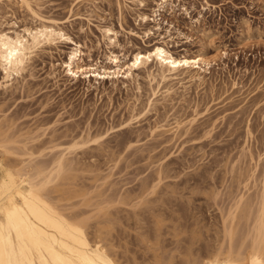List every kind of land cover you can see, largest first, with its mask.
Segmentation results:
<instances>
[{"label":"rangeland","instance_id":"1","mask_svg":"<svg viewBox=\"0 0 264 264\" xmlns=\"http://www.w3.org/2000/svg\"><path fill=\"white\" fill-rule=\"evenodd\" d=\"M29 1L38 15L61 23L58 26L63 32L81 45L83 61L93 67L96 63L99 67L108 66L104 56L109 52L119 55L120 49L106 47V39L102 36L105 27L113 29L118 44L130 51L144 49L143 41L135 34L142 35L151 28L154 33L151 42L166 37L164 41L175 55L194 56L205 47V56L208 59L215 57V62L209 74L205 75L202 86L168 82L159 85L160 92L154 98L151 90L155 83H148L143 70L134 72L138 74L135 82L120 78L111 84L110 79L99 77H96L99 82H95V77H91L89 83L83 77L75 82L68 81L61 64L66 61L73 46L62 43L44 45L35 52L22 78L13 82V95L10 91L4 92L0 86V120L3 117L12 121L7 135L15 139L19 147L30 139L25 149L12 152L20 155L30 151L37 155L43 150L35 161H49L52 155L56 156L71 142L94 133L106 134L102 144L91 146L89 143L86 148L83 146V149L68 155L72 163L77 162V165L74 163L77 169L62 174L51 187L59 184L56 185L59 188L57 196L64 199L59 205L64 207L67 204L66 209H71L68 210L71 214L77 208L79 212L76 216L90 219H87L89 232L98 223L104 228L100 229L101 237L104 236L102 238L107 245H112L110 253L114 254L119 264H146L155 256L165 262L172 258L177 263L185 262L191 256L196 260L202 259L216 250L220 243L224 252L231 243L229 246L232 245L230 250L233 255L236 250L244 252L246 245L248 249L256 234L254 225L257 224L261 197H264L261 189L264 181V0H168L164 10L158 13L157 21L145 26L136 20L138 8L132 0ZM117 1L121 3L123 21L119 18ZM144 4L145 8L140 11L151 17V12L156 9L154 1L144 0ZM12 23L16 25L13 27ZM37 25L38 22L31 18L18 0H0V31H19L24 26ZM152 25H156L155 28ZM158 27L159 30L156 29ZM222 52L225 54L222 55ZM2 76L0 71V85ZM137 86L141 93L137 92ZM167 88L171 99L161 96ZM137 98L138 105L135 103ZM149 100L155 101V109L141 116L138 123L132 120L135 124L130 122V127L123 132L116 131L118 125L137 114L138 109L134 105L141 108ZM165 112L168 119L160 122ZM175 113L183 120L179 129L183 128L180 131L185 132L184 135L181 138L175 136L177 139L170 134L164 135L163 140L165 137L171 140L162 145H166V152L160 153L161 146L153 152L154 155H150L160 160L158 165L165 166L163 172L167 178L163 173L164 177L152 196L138 197V188L142 183H155L156 168L142 171L141 166L126 169L122 164L113 169L108 164V168L109 153H120L126 157L128 152L133 151L127 161L145 156V150L158 139L153 138V126L165 125L166 121L172 123ZM195 114H199L196 116L198 120L189 124V119ZM111 127L114 128L112 131ZM195 130L201 131L200 134L210 131V136H218L215 140L213 136L209 137L210 142L205 139L185 144L183 140L193 136ZM128 136L132 137V142H139L130 141L132 148L124 151V140ZM158 140L162 139L159 137ZM186 147L187 150H184ZM54 150L58 151L57 154ZM9 158L20 160L26 157L14 155ZM87 168L90 170L86 172L84 169ZM71 174H76V177L70 176L69 179L67 176ZM124 194L136 195L132 205L139 202L137 199L145 205L140 206L139 202L140 207L133 210L131 203L126 205L122 201ZM83 201L85 205H82ZM151 201L154 202L146 205ZM238 201L241 210L234 208ZM71 205L77 207L73 210ZM155 209L164 220L158 238L153 230L152 218L146 212L149 211L150 215V211L159 213ZM231 211L237 214V221H234V235L230 242L224 236L223 222ZM131 213L140 217L141 230L134 229V220H130L134 215ZM176 224L179 226L173 228ZM136 229L140 232L137 233ZM193 235L198 237L194 241Z\"/></svg>","mask_w":264,"mask_h":264},{"label":"bare ground","instance_id":"2","mask_svg":"<svg viewBox=\"0 0 264 264\" xmlns=\"http://www.w3.org/2000/svg\"><path fill=\"white\" fill-rule=\"evenodd\" d=\"M153 1H154V5L156 6V9H154L151 12L152 16L150 17L149 15L140 11L142 10V8H145L144 0H132L136 8H138V11L136 12L137 14L136 20L138 21V23L143 24L144 26L148 24L149 22L154 24V22L157 21V17L160 15V14L158 15V13L164 10L165 6L167 5L168 0H153ZM18 2L26 9L27 13L31 16V18L34 19V21L38 22V25L35 27L24 26L19 31L10 30V29L8 31L6 30L0 31V71L3 74L2 76L3 82L1 83L0 86L4 92L6 91L7 93L8 91H10L11 95L14 94V90L13 91L11 90V89H14L13 88L14 86H12L13 82L17 78H20V79L22 78L21 77L22 73L30 66V62L32 60V57L35 55V52L37 50L39 51V49L44 45L51 46V45H56V43H62L65 45L73 46V48L67 54L66 61L62 62V64L60 63L62 68H64L63 71L65 72L66 74L65 76H67L68 81L75 82L83 77V79H87L86 81H88L89 83L91 77H95V82H99V80L96 78V77H99L102 79H110V81L112 82L111 84H113L120 78L127 80V82H135L138 74H134V72L143 70L145 71L144 72L145 78L147 79L148 83L150 85L155 83V86H153V90H151L152 91L151 96L154 98H155V95H157V93L159 94L160 92L159 89L161 88H159V85H165L168 82L170 83V82L175 81L176 83H179V84H189V85L196 84L197 87L202 86L204 84L205 75L209 74V69L211 65H213L215 62V57H213L212 59L210 58L208 59L205 56V47H202L200 51L194 56H189L187 54L175 55L169 50L170 48H168L169 46L167 45L166 40L164 41V38L166 37H162L159 41L151 42L150 38L151 36L154 35V33H152L151 31V28L146 29L142 33V35L135 34L138 39L143 41L144 49L136 48L130 51L128 50L129 49L128 47H126L128 49H125L124 46H121L120 44H118V41L116 39V32H114L113 29H111L110 27H105L102 29V36L103 38L106 39V44H107L106 47L109 46L112 48L116 47L117 49H120V51L118 50L119 55L118 54L115 55L114 53L108 51L109 52L108 55L106 56L103 55L105 57L104 59L105 64L108 66H105L103 64L104 66L99 67L97 66V63H96L95 67H93L94 65H88L83 61L82 59L83 52H81L82 50H80L81 45H79L75 41L73 42V40L65 34L66 32L65 33L63 32L64 30L61 29L62 27L61 28L59 27L61 26V23L57 22L54 19H50V18L47 19L45 17L43 18L40 15H38L36 11H34L31 8L29 0H18ZM116 5H117V10L120 16L119 18L123 21L124 19H122L123 11L121 10L122 9L121 3L117 1ZM184 11L185 13H187L186 10ZM145 17H147V19H145ZM12 25L14 27L16 24L12 23ZM153 26L154 25H152V27ZM155 26L153 28H155ZM156 29L159 30V27ZM61 35H63V37H66L67 39H62ZM157 48H160L162 51L156 52L155 56H152L151 53ZM224 54L225 53L222 52V55ZM138 58L140 62L136 68H133L132 64L136 62ZM184 61H188V63H184ZM18 68L20 69V71L17 74ZM73 71L76 74L70 75L69 73ZM183 75L185 76L182 77ZM136 90L138 93H141V89L138 86L136 87ZM26 93L29 94V92H26ZM169 95H170L169 88L165 89V91L161 94L163 98L165 97L170 98ZM137 100L138 98L135 99V103L137 102ZM154 102H155L154 100H149L141 108L140 106L138 108L137 106L138 104L136 103L137 105L136 106L134 105V107H137L138 109V111H136L137 114L130 116L129 121L127 120L126 122H123L120 125H118L119 129L116 131L120 132V130L124 131L128 129L130 127V122L132 120H135V122L138 123L140 119L142 118L141 116L155 109ZM133 109L135 110V108ZM134 110L132 112H135ZM198 115L195 114V116L192 117V119H189L188 123L193 124L194 122H196V119H197L196 116ZM172 117H173L171 120L172 123L166 121L165 125L162 124L158 126H153V129L155 130V132L154 130H152V132H154L153 138L158 137L159 139L160 137L162 140L157 139L154 145L149 147V149L145 150L146 152L145 156L142 155L134 160L127 161L128 156L130 157V155L133 154L132 153L133 151L128 152L126 157H122L120 153H115L111 151L109 153L107 165L109 164L110 168L112 169L117 167L118 164L124 165L126 169L132 168V166H135V165H136L135 167L141 166V168L143 169V170L141 169L142 171H144V169L147 170L148 168H151V167L156 168L155 173H154L156 175L155 183L152 182L151 183L152 185L151 184L149 185L146 182L142 183L140 188H138L140 190L139 191L136 190L139 193L138 197H142L143 195H148V194L149 196H152L151 194L152 193L154 194L155 188L160 184L162 178L164 176L165 178H167L165 172H163V169L165 166L164 165L161 166V164L158 165L157 163L160 160H157L156 158H154V156H150V155L151 154L154 155L156 150H159L158 148H160L165 143L167 145V142L171 141L167 137H165L166 139L163 140L162 137H164V135L167 136V134H170L171 135L170 137L173 136L174 138L175 136L177 138H181L182 135H184L185 132H181L183 131L182 130L183 128L181 127L182 129L181 128L179 129V126L183 120L181 121V117L176 116V113ZM167 119H168V116L165 112L162 115V120L160 122H164ZM135 122H131V123L135 124ZM157 123L154 125H157ZM204 125L206 127V124ZM10 126H12V121L5 120L2 117V119L0 120V264H119L114 258V254L112 253L113 254L112 255L110 253L111 250L109 248L112 247V245L109 246L110 245L109 243L107 245L104 242V239H103L104 236L102 235L103 238L101 237L100 233H102L101 230L104 228H101L100 227L101 225H99L98 223L94 227L92 226V229L93 228L94 229L93 231L89 232L90 225L89 223H87V219L88 220L90 219L89 218L86 219V217L85 219H82L81 217L80 218L78 217L79 215L76 216L77 213L79 212V211H76L77 210L76 207L78 204L74 207H72V205L70 206L73 208V210L76 208L73 212L74 215L71 214L72 212H69V211H72V210L71 209L69 210V208L66 209L67 207L65 205L67 204H64V207L59 205V202H62L64 200V199L62 200V197L60 198V196H57L59 193V188L57 186L59 184L55 183L57 186L55 185L51 187V185H54V182L58 181V179L62 176V174L68 171H73L75 170V168L77 169V166H76L77 162H74L76 165L72 163L71 160L68 159L70 158L68 155L73 154L74 151L77 149L78 150L80 148L83 149V146L85 147L89 145V143L90 145L91 144L92 145L102 144L101 140L103 139V137H105L104 135L106 134L99 135V134L94 133V135H90V136L87 135L86 137L84 136V138H82L80 141L76 140L74 142H71L67 147H65L64 149H61V151L59 150L58 152L56 150L58 154L54 150L53 152L56 153L57 155L56 156L52 155L53 158L51 160L49 159V161L36 162L35 161L36 158L40 157L39 153H41L43 150L38 152L37 155H35L33 152H30V151L29 152L27 151L26 153H23L20 155L14 154L12 152L13 150L15 152V150L19 151L20 149L22 150L25 149V145L30 139L26 141V143L24 142L23 144L21 143L22 146H20L21 147L20 148L19 146L16 145L18 144V142L15 139H12V137H9L7 135V131L10 128ZM113 129L114 128L111 127L110 131H112ZM193 132H194V135L190 136L189 138L187 136L188 140L186 141L183 140L184 143L185 142L189 143L190 141L196 142V141L205 140V139L208 140L209 137L211 138L212 136L214 137V139L213 138L212 139L215 140V138H217L218 136L217 134L210 136V131H205L203 132V134H200L201 131L197 132L195 130ZM142 135L143 134H141V136ZM131 139L132 137L128 136V138L124 140L125 142V144L123 143L124 151L126 150L128 151L132 148V146L129 145V143L132 142ZM137 141L138 140L132 143H136ZM209 142H210V139H209ZM51 143H52V140H51ZM201 145L202 147H205V144H201ZM164 146H162V148L160 149L161 151L160 153L166 152L167 147L164 148ZM50 147L52 148L55 146H50ZM184 150H187V147ZM14 155H17L20 157L25 156L26 158L24 159L20 158V160L9 158L10 156H14ZM137 164H140V165H137ZM109 165L107 166L108 168H109ZM84 170H86L87 172V170H90V169L87 168ZM163 173L165 174L164 176L162 175ZM95 174L96 173H94L93 175V179L96 178V177L94 178ZM70 176L72 178L73 177L75 178L76 174L75 175L71 174L67 177H69L70 179ZM262 182H263V185H262L263 188L261 189L263 190V192L262 190L261 192L264 193V181ZM61 191L62 190H60V192ZM170 192L176 194L175 193L176 191L173 192V190H170ZM52 195H55V198H52ZM133 197H132V194H128L125 197L121 196V198H123L122 201H124L126 205L131 203V206L133 207L132 209L134 210V209H138L144 203L141 202L140 199H137V201L140 202V206H138L139 202H134V204L132 205V201H136V200H133L135 199L136 195L134 198ZM261 198L262 200L259 205L260 206L259 213L257 215L258 217L256 221L257 224L254 225L256 226L254 227L255 229L254 232L256 234L252 242L250 241L251 242V244L249 245L250 247L248 246L249 248L247 249V245L245 246L246 249H243L244 252L243 251L241 252V250H239L240 252L238 253L236 250L237 248H236L235 249L236 254L233 255L230 250L232 245L229 246L231 243L228 245V248H229L228 250L226 249L225 252L224 250L221 251L222 248L220 246L221 244L220 243L218 244V247L216 250H214L213 252L210 251L209 253L211 254L207 256L205 255L204 256L205 258H202V259L196 260V258L193 259L191 256L189 257V259H186V261L184 259L185 262L177 263L173 261L172 258L166 262L165 260H163L164 261L163 262L161 261V259L155 256L154 260H151V262L149 261L148 262L152 263L153 261L152 264H264V247H263L264 245V239H263L264 238L263 237L264 236V197L262 196ZM142 201H144V199ZM153 202L152 201L146 202V205H148L149 203H153ZM84 203L85 201H83L82 205ZM239 203L240 201H238V203L235 202L236 205L234 206V208L240 209L238 208ZM121 205L126 206L125 204H121ZM128 206L131 208L130 205ZM147 210H151V209H147ZM105 212L104 213L102 212V213L106 214ZM146 212L148 213L150 218H152V224L154 226L152 227L154 228L153 230H155V232L158 234L156 235V237L158 238L160 234L159 230H160V227L162 226L161 224L164 223V220L161 219L162 214L157 210H156V213L159 212L157 214H154L153 213L154 211H150L151 215L149 214V211H146ZM241 212H244V211H241ZM132 215H134V216H131L132 218L130 216L129 217H130V220L131 219L134 220L133 226L134 225L136 226V227L134 226V229L139 228L141 230L142 228L140 225L141 222L139 223L140 217L138 218V214L136 213ZM236 215L237 214L234 215V213H232L231 211L229 215H227L226 220L223 222L224 236H226L230 242L234 235L235 226L233 224H235L234 221H237V219L235 220ZM125 219L127 220V218ZM176 226H179V225L177 224L173 225V228ZM134 229L132 230L134 231ZM138 230H137V233L140 232ZM138 237H141V236H138ZM196 238L198 237L194 236L192 241L196 240ZM142 240L143 238L141 239V241ZM132 261L134 262V260ZM148 262L146 264H149Z\"/></svg>","mask_w":264,"mask_h":264},{"label":"snow or ice","instance_id":"3","mask_svg":"<svg viewBox=\"0 0 264 264\" xmlns=\"http://www.w3.org/2000/svg\"><path fill=\"white\" fill-rule=\"evenodd\" d=\"M145 19H147V17H145ZM61 38L62 39H67L66 37H63V35H61ZM160 51H162V50L160 48H157L151 54H152V56H155L156 52H160ZM139 62H140V60L138 58L137 61L132 64V67L136 68L138 66ZM184 63H188V61H184ZM19 71H20V69L18 68L17 69V74L19 73ZM69 74L70 75H75L76 73L73 71V72H70Z\"/></svg>","mask_w":264,"mask_h":264}]
</instances>
